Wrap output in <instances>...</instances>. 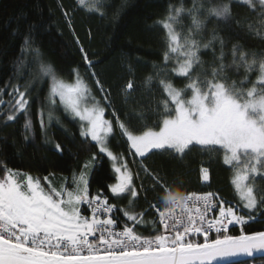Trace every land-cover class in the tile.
<instances>
[{
    "label": "snow or ice",
    "instance_id": "snow-or-ice-1",
    "mask_svg": "<svg viewBox=\"0 0 264 264\" xmlns=\"http://www.w3.org/2000/svg\"><path fill=\"white\" fill-rule=\"evenodd\" d=\"M57 2L75 35L69 12L60 0ZM77 3L89 12L107 15L105 0ZM127 5L128 0H122L112 14L114 21ZM236 5L246 6L251 15L235 14ZM213 21L209 32L207 26ZM10 23L15 24L12 35L22 38L20 55L14 61L17 74L35 63L40 82L48 81L47 122L43 108L39 110L45 145L59 155L64 153L59 142L48 138L52 121L59 124L54 113L60 107L78 124L82 141L98 151L78 161V170L73 169L70 179L61 177L59 186L53 183L54 172L33 176L0 160V264H229L231 258L264 252V230H244L245 225L256 221L253 212L258 205H264V194L258 195L256 187V178H264V54L232 43V33L237 30L264 38V0H191L190 6L184 0L169 3L163 16L149 26L163 32L164 50L161 62L151 63L153 74L143 81L149 91L155 82L161 96L149 99L143 110L126 112L124 119L114 108L112 119L106 118V108L79 68L72 69L69 82L43 60L37 37L51 31L53 25L47 19L40 15L29 20L21 11ZM206 34L210 39L204 42ZM113 38H118L115 33ZM75 43L87 74L112 108L110 92L95 71L98 61L89 59L79 37ZM202 50L212 53L207 66ZM120 59L129 73L121 87L127 104L134 99L136 69L127 52L121 51ZM136 60L142 58L137 56ZM229 73L240 78L232 79ZM253 73L255 79H251ZM175 78L182 80V86L176 85ZM31 87V81L23 86L7 82V100L3 98L4 88H0L2 123L7 126L23 115L25 143L35 139ZM117 135L126 144L135 170L124 153H114L109 147L110 138ZM0 140L6 142L7 137ZM193 149L209 154L222 150L223 164L233 173L231 184L239 203H227L215 192L174 193L166 177L144 163L153 153L182 159ZM105 158L113 182L105 183L108 194L104 188L92 193L90 180L104 166ZM199 172L201 183L206 184L209 169L201 166ZM144 177H150L151 184L145 186ZM149 191L156 193L154 202L148 201ZM109 194L126 199L127 206L110 203ZM141 197L148 201L147 207L139 212L130 210ZM242 209L247 210V216L241 214ZM149 210H154L158 221H145ZM148 224L154 235L137 231V226ZM230 226H239V234H230ZM213 234L215 238H211Z\"/></svg>",
    "mask_w": 264,
    "mask_h": 264
},
{
    "label": "trees",
    "instance_id": "trees-1",
    "mask_svg": "<svg viewBox=\"0 0 264 264\" xmlns=\"http://www.w3.org/2000/svg\"><path fill=\"white\" fill-rule=\"evenodd\" d=\"M60 3L63 4L64 10L72 16L75 35L69 30L57 0H0V88H4L7 82L18 83L21 86L32 82L29 91L30 115L35 130V139L25 143L22 136L24 116L20 115L15 122H9L7 126L3 125V117L0 116V137H7L6 142L0 140V160L4 161L8 167L22 169L33 176L43 177L49 172H54L55 177L52 179L57 186L61 183V177L70 176L73 169L78 170V161L82 162L98 150L94 145L82 141L79 136L78 124L71 120L62 109L58 108L55 109L54 115L59 118V124L57 122L52 124L48 138L59 142L64 147L63 155L57 154L52 147L43 142L39 110L41 108L44 111L49 110L45 103L49 87L48 81L45 78L43 83L40 82L38 65L35 63L27 64L21 70V74H17L14 61L20 55L22 38L12 35L15 24L10 23L11 19L21 11L28 14L29 20H36L40 15L47 19L53 25L51 31L43 32L37 37V44L42 51L43 60L50 62L57 74L69 81L73 79L72 69L79 68L81 75L85 76L93 91L101 96L93 80L87 74L81 59L82 54L75 43V37H79L89 59L98 61L95 65V71L104 83V87L110 92L109 99L112 108L107 106L108 116L112 118L110 112L114 108L121 119H124L126 112L130 113L134 109L143 110L149 99L153 97L159 99L161 96L160 89L155 82L151 86V91L143 84L144 78L153 74L151 63H160L164 50L163 32L158 28L154 29L149 26L163 16L169 3L179 4V0H128L127 7L124 8L119 19L115 21L112 19V14L122 3V0H105L104 11L107 13L106 16L87 11L78 5L77 0H60ZM184 3L186 6H190L191 0H184ZM233 11L240 16L251 15L247 7L243 5H236ZM185 23L187 24L188 21L185 20ZM214 24L215 21L208 24L209 32ZM114 33L118 38L110 39ZM208 39H210V35L206 34L204 42H207ZM235 42L241 43L246 51H254L258 55L264 54V38L262 37L252 33L245 34L237 30L232 33V43ZM230 47L231 44H229ZM121 51L129 54L130 62L136 69L134 79L137 87L132 94L134 99L129 100L127 104L124 103L121 87L127 83L129 73L126 65L121 63ZM137 56L141 57L143 62L136 60ZM201 58L206 62V66L211 64V51L202 50ZM228 59H231L230 55ZM229 75L232 76V79L240 78L232 73ZM255 76L256 73H253L251 79H255ZM174 82L177 86H182L181 79L175 78ZM3 98L5 100L9 98L6 88H4ZM109 147L114 153H124L125 158L129 160L130 167L135 170L136 166L126 151V144L118 135L115 138H110ZM222 156V150L209 154L193 149L182 159L173 157L171 154L153 153L144 160V163L150 170L165 176L174 193L186 194L190 191L213 190L222 194L232 204H237L239 203L238 194L231 184L233 173L229 166L223 164ZM201 166L209 169L210 179L206 184L200 181L199 169ZM0 175H2V170H0ZM109 177V163L105 158L104 166L98 169L90 180V192L94 193L98 188H104L105 194H108L105 183L113 182ZM143 183L148 186L151 184V178L144 177ZM256 187L258 195L264 194V178H256ZM147 197L148 201L154 202L156 193L149 191ZM109 201L119 207L127 206L126 199H116L110 194ZM148 201L141 197L137 206L130 210L139 212L147 207ZM242 210V214L247 216V210ZM117 215L120 216L121 220H124L122 212L118 211ZM253 215L257 216V219L255 222L244 226L245 232L264 230V205H258ZM144 219L145 221L156 220L154 210L146 212ZM124 222L127 223L126 220ZM156 227H160L158 222ZM137 231L143 235L155 234L151 224L145 227L137 226ZM229 233L238 235L239 226L231 228ZM211 238H215L214 234ZM200 239L202 241V237ZM230 264H264V256Z\"/></svg>",
    "mask_w": 264,
    "mask_h": 264
},
{
    "label": "rangeland",
    "instance_id": "rangeland-1",
    "mask_svg": "<svg viewBox=\"0 0 264 264\" xmlns=\"http://www.w3.org/2000/svg\"><path fill=\"white\" fill-rule=\"evenodd\" d=\"M70 17H71V20H72V16L70 15ZM67 81H69V80H67ZM69 82H71V81H69ZM93 90V89H92ZM93 93L97 96V98L100 100V102H101V104L106 108V112H105V116H106V118H109V119H112L110 116H108V110H107V103L104 101V99H103V95L100 93V91H99V93H100V95L102 96V98H101V96H99V95H97L96 93H95V91H93ZM58 109H61L60 107H57ZM47 112H48V110L46 111H44V113H45V116H44V119H45V121L47 122ZM111 113V112H110ZM53 123H56V120L54 119L53 121H52V123H51V125H50V127H49V129H48V132H49V130H50V128L52 127V124ZM70 179V178H69ZM54 185H56L55 183H54ZM57 186V185H56ZM59 186V185H58ZM243 211V210H242ZM241 214H242V212H241ZM244 215V214H243Z\"/></svg>",
    "mask_w": 264,
    "mask_h": 264
},
{
    "label": "built area",
    "instance_id": "built-area-1",
    "mask_svg": "<svg viewBox=\"0 0 264 264\" xmlns=\"http://www.w3.org/2000/svg\"><path fill=\"white\" fill-rule=\"evenodd\" d=\"M197 192H201V193H203V192H215V193H219V192H217V191H213V190H206V191H197ZM219 197L221 198V199H224L227 203H230V204H232L230 201H228V199H226L222 194H220L219 193ZM218 213V208L216 209V210H214V212L212 213V215L214 216V215H216ZM156 215V214H155ZM156 220L158 221V217L156 216ZM160 226V225H159ZM231 228H233V226H230L229 227V230L231 229Z\"/></svg>",
    "mask_w": 264,
    "mask_h": 264
},
{
    "label": "water",
    "instance_id": "water-1",
    "mask_svg": "<svg viewBox=\"0 0 264 264\" xmlns=\"http://www.w3.org/2000/svg\"><path fill=\"white\" fill-rule=\"evenodd\" d=\"M257 256H264V252L254 253V255L252 257L240 256V257L231 258L229 264L233 263V262H236V261L244 260V259L254 258V257H257Z\"/></svg>",
    "mask_w": 264,
    "mask_h": 264
},
{
    "label": "crops",
    "instance_id": "crops-1",
    "mask_svg": "<svg viewBox=\"0 0 264 264\" xmlns=\"http://www.w3.org/2000/svg\"><path fill=\"white\" fill-rule=\"evenodd\" d=\"M69 178L71 177V175L70 176H68Z\"/></svg>",
    "mask_w": 264,
    "mask_h": 264
},
{
    "label": "bare ground",
    "instance_id": "bare-ground-1",
    "mask_svg": "<svg viewBox=\"0 0 264 264\" xmlns=\"http://www.w3.org/2000/svg\"><path fill=\"white\" fill-rule=\"evenodd\" d=\"M133 159V158H132Z\"/></svg>",
    "mask_w": 264,
    "mask_h": 264
},
{
    "label": "clouds",
    "instance_id": "clouds-1",
    "mask_svg": "<svg viewBox=\"0 0 264 264\" xmlns=\"http://www.w3.org/2000/svg\"><path fill=\"white\" fill-rule=\"evenodd\" d=\"M132 158V157H131Z\"/></svg>",
    "mask_w": 264,
    "mask_h": 264
}]
</instances>
